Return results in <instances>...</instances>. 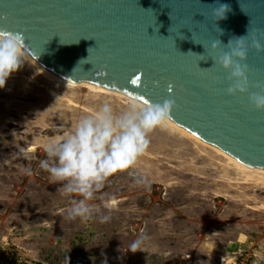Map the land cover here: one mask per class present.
I'll return each mask as SVG.
<instances>
[{
	"label": "rangeland",
	"instance_id": "rangeland-1",
	"mask_svg": "<svg viewBox=\"0 0 264 264\" xmlns=\"http://www.w3.org/2000/svg\"><path fill=\"white\" fill-rule=\"evenodd\" d=\"M23 59L0 89V264H264V172L169 124L94 193L90 219H68L81 197L40 167L46 145L102 103L119 112L132 101L51 81Z\"/></svg>",
	"mask_w": 264,
	"mask_h": 264
},
{
	"label": "water",
	"instance_id": "water-1",
	"mask_svg": "<svg viewBox=\"0 0 264 264\" xmlns=\"http://www.w3.org/2000/svg\"><path fill=\"white\" fill-rule=\"evenodd\" d=\"M221 4L230 8L217 19ZM0 30L20 33L24 49L67 80L144 104L174 100L175 123L264 168V111L248 100L264 89V52L249 49L244 96L227 94L228 73L213 61L233 37L264 35V0H0Z\"/></svg>",
	"mask_w": 264,
	"mask_h": 264
},
{
	"label": "clouds",
	"instance_id": "clouds-1",
	"mask_svg": "<svg viewBox=\"0 0 264 264\" xmlns=\"http://www.w3.org/2000/svg\"><path fill=\"white\" fill-rule=\"evenodd\" d=\"M229 8L228 5H219L215 12L217 19L223 18ZM217 47L213 43L212 50L216 51ZM23 48L24 40L20 33L0 30V89L4 88L9 76L25 63ZM225 49L213 61L228 73L230 86L227 94L244 96L249 93L248 69L244 62L249 49L264 52V35L258 39L255 32L249 35L247 30L245 36L229 40ZM248 100L256 111H264V89L248 94ZM175 107L174 100L165 99L162 103L144 105L132 102L118 112L104 102L91 114L81 117L74 131L58 142L46 145L47 159L40 162V167L61 183L64 193L81 197L72 200L67 209L68 219L88 220L92 217L94 206L89 201L94 198V193L104 186L108 177L126 171L136 163L149 146V134L171 122ZM136 184L148 187L150 181L140 177ZM104 207L111 208L112 204L105 202ZM108 219V216H103L100 222ZM142 242L143 238H138L129 250L136 252Z\"/></svg>",
	"mask_w": 264,
	"mask_h": 264
},
{
	"label": "bare ground",
	"instance_id": "bare-ground-1",
	"mask_svg": "<svg viewBox=\"0 0 264 264\" xmlns=\"http://www.w3.org/2000/svg\"><path fill=\"white\" fill-rule=\"evenodd\" d=\"M22 55L23 57L29 61L30 63H32L33 65L36 66V68L38 69V71L44 75L47 79L51 80V81H56V82H63V83H67L69 85H83L86 87H90L98 92L101 93H112V94H116L118 96L124 97L132 102L137 103L138 105H144V103L136 100L135 98L127 95L124 92L118 91L116 89H112V88H108V87H104L102 85L93 83V82H89V81H70L67 80L55 73H53L52 71H50L49 69H47L46 67H44L42 64H40L36 59H34L24 48L22 50ZM169 125L176 127L177 129H179L180 131L184 132L187 135H190L192 137H194V139H197L198 141H201V143H205V145H208L209 147H211L212 149H214L215 151H217L218 153H220L221 155H223L226 159H228L229 163H232L240 168H244V169H248L250 171H256V172H260L263 171L264 172V168L263 167H255V166H249L245 163H243L242 161H240L239 159L233 157L232 155L226 153L225 151L221 150L220 148L211 145L210 143L200 139L198 136L194 135L193 133H191L190 131L186 130L185 128L181 127L180 125H178L177 123H175L173 120H171V122L169 123Z\"/></svg>",
	"mask_w": 264,
	"mask_h": 264
},
{
	"label": "snow or ice",
	"instance_id": "snow-or-ice-1",
	"mask_svg": "<svg viewBox=\"0 0 264 264\" xmlns=\"http://www.w3.org/2000/svg\"><path fill=\"white\" fill-rule=\"evenodd\" d=\"M132 83H134V84L137 83V80H132ZM170 90H172V89H171V86H169L168 91H170Z\"/></svg>",
	"mask_w": 264,
	"mask_h": 264
}]
</instances>
